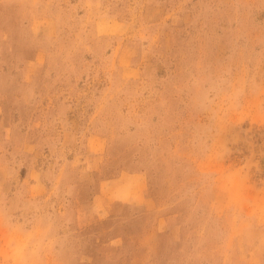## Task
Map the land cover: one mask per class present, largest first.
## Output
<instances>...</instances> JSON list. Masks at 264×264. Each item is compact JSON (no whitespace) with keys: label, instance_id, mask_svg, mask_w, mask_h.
Listing matches in <instances>:
<instances>
[{"label":"rangeland","instance_id":"1","mask_svg":"<svg viewBox=\"0 0 264 264\" xmlns=\"http://www.w3.org/2000/svg\"><path fill=\"white\" fill-rule=\"evenodd\" d=\"M0 264H264V0H0Z\"/></svg>","mask_w":264,"mask_h":264}]
</instances>
